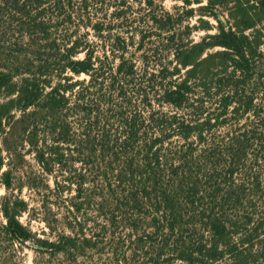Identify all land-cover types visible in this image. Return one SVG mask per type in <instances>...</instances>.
Here are the masks:
<instances>
[{"label":"trees","instance_id":"trees-1","mask_svg":"<svg viewBox=\"0 0 264 264\" xmlns=\"http://www.w3.org/2000/svg\"><path fill=\"white\" fill-rule=\"evenodd\" d=\"M106 1L0 0V264H264V0Z\"/></svg>","mask_w":264,"mask_h":264},{"label":"rangeland","instance_id":"rangeland-1","mask_svg":"<svg viewBox=\"0 0 264 264\" xmlns=\"http://www.w3.org/2000/svg\"><path fill=\"white\" fill-rule=\"evenodd\" d=\"M109 4V5H108ZM154 7L153 9H160L162 8L164 11H168L171 13H175L176 9L180 8V6H182V3L180 1L177 0H159L156 1L154 3ZM193 8H196V5L192 6ZM115 8H120L123 10H128V15H129V23H136V25L138 24V22L140 21V29L145 28L146 27V18L148 15V8L145 4V0H107L106 3L101 6H99V10H98V14H107L108 17L109 15L113 12V10H115ZM127 8V9H126ZM198 13L196 12L194 14V18H191L188 21H185L186 23H190L192 25L196 24V20ZM212 23H214V21H211ZM206 33L203 31H199V32H194L193 33V39L194 40H199L201 37H203ZM1 149V146H0ZM1 151V150H0ZM1 157L3 159H5L6 161V154L3 152H1ZM31 166L33 167L34 170H36V166L35 163L32 159L29 160ZM6 168L5 166L2 168V171H5ZM15 196H20L25 200H30V202H34L36 200V195L34 192H29L26 189H23L21 193H18L16 190H13L12 192ZM7 194V192L4 190L2 183H1V179H0V201L2 199V197H4ZM30 198V199H29ZM32 199V201H31ZM34 200V201H33ZM35 206V205H34ZM3 221V218L0 216V222ZM20 221L23 224H29V226L31 227V229L33 231H35L38 235L42 236V231L44 230V226L42 223H40L39 221H32L29 222L27 215H22L20 217ZM22 259H23V263L24 264H42L39 260H36L34 257V254L31 250L24 248L22 251ZM37 262V263H35Z\"/></svg>","mask_w":264,"mask_h":264}]
</instances>
